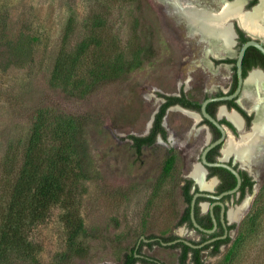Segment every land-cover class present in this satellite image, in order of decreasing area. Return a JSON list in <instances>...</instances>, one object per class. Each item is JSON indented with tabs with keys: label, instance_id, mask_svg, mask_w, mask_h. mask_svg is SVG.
Masks as SVG:
<instances>
[{
	"label": "rangeland",
	"instance_id": "1",
	"mask_svg": "<svg viewBox=\"0 0 264 264\" xmlns=\"http://www.w3.org/2000/svg\"><path fill=\"white\" fill-rule=\"evenodd\" d=\"M175 17L160 0H0V206L8 198L4 183L21 170L32 129L45 150L66 141L82 162L74 163L81 176L72 185V205L54 208L24 230L33 255L25 256L18 238L0 264H60L71 232L63 217L73 215L90 247V258L77 264H121L124 253L150 235L198 239L179 228L187 207L178 181L179 172L187 173L184 156L163 173L164 144L157 141L139 155L131 139L147 134L163 77L188 55L175 36ZM212 71L219 76L226 69ZM179 118L192 122L178 112L169 122ZM263 160L245 165L253 183L244 197L247 209L230 218L236 227L218 254L202 251L204 264H264V171L257 167ZM242 201L230 202L229 210L237 212ZM239 242L245 252L233 259ZM142 252L164 264H179L181 254L159 244Z\"/></svg>",
	"mask_w": 264,
	"mask_h": 264
},
{
	"label": "flooded vegetation",
	"instance_id": "2",
	"mask_svg": "<svg viewBox=\"0 0 264 264\" xmlns=\"http://www.w3.org/2000/svg\"><path fill=\"white\" fill-rule=\"evenodd\" d=\"M199 1L204 3L208 0ZM227 1L230 2L232 0ZM260 1L247 0L243 6V11L248 12L253 10V7L259 5ZM226 22L230 25V18ZM231 22L233 30L235 31V34L232 36L236 42L233 53H223L222 56H219L221 59L215 58L217 56L214 57V55L206 54L210 66L208 69H205L201 66L202 64L197 62L199 51H203V47L205 46L204 40L200 37L196 38L189 35L186 23L175 17V36L184 43V52H187L188 55L179 57L178 61L181 65L172 68V71L166 73L162 79V89L158 92L159 104L148 132L143 136L147 137L151 135L157 127V121L159 120L160 124L156 135V142L151 146L144 145L143 148H151L157 141H161L164 144L163 173H165V165L168 161L172 162L170 163L171 167L169 170L171 172L175 169L174 166L180 162V155L184 156L186 162L185 171L187 173L182 174L179 172L178 177L180 176V178H178V181H180L182 186L183 199L187 204L186 209L191 206L194 196L197 193L212 195V198L199 196L194 209L196 220V213L199 215V219L197 220L198 224L211 232L201 231L194 225L191 227L189 221L181 223V220L187 214L185 209L180 217L179 228L185 227L189 231H194L198 239L172 234L170 236L177 237L169 241L160 239L159 245L163 241L171 244L166 247L172 248L173 245L184 243L182 240H187L199 246L197 248H204L209 244L226 239L223 237L227 233L230 234V226L232 225L229 221L230 219L228 220L227 218L229 203L235 200L239 202L243 186L252 181L250 179L252 174L249 169L234 154L225 156L223 150L225 149L224 145L229 139H233L234 142H239L244 135L253 132L257 112L249 107L253 103L250 98H247L246 105L241 103L243 94L242 96L239 94L232 99L222 98L233 96L239 87L236 61L242 46L252 39L264 45V35L251 33L246 27L242 26L237 18L231 20ZM192 55L197 59H193L194 57ZM222 57H225V59ZM229 59L234 60V62H223ZM186 60L190 61V63L186 64ZM222 63H228L231 66H224L226 69L225 73L219 76L214 75L212 69L218 74L219 66ZM197 71H200V73H195ZM253 71H259L264 74V54L256 47L250 46L246 50L243 59V77L248 79ZM217 80L221 81L214 82ZM207 100L209 101L206 105V112L222 128L213 124L203 114L202 107ZM176 112L191 119V124H183L179 118L175 122L173 121L174 123L172 125L169 122V115ZM232 114L238 117L239 125L235 124L231 119ZM213 144L215 145L212 146ZM263 144L264 142L260 150H264ZM209 146L212 147L205 156L209 163H225L234 168L240 175L241 186L236 192L228 193L238 185V177L231 170L222 166H208L204 164L203 154ZM254 163L250 162V165ZM195 167L200 168L202 180L208 185L206 188L201 189V185L193 176ZM257 167L260 168L259 170L263 169L262 171H264V160ZM254 170L257 172V177L259 175L258 170L256 168ZM186 187L189 189V195L192 196L190 205L187 202L186 190L184 189ZM247 191H249L248 186ZM222 205L225 206L224 218ZM190 216L192 221V208ZM212 247L214 245L210 246V248ZM176 249H180L181 251V248Z\"/></svg>",
	"mask_w": 264,
	"mask_h": 264
},
{
	"label": "trees",
	"instance_id": "3",
	"mask_svg": "<svg viewBox=\"0 0 264 264\" xmlns=\"http://www.w3.org/2000/svg\"><path fill=\"white\" fill-rule=\"evenodd\" d=\"M253 48V47H251ZM250 48V49H251ZM223 62H234V60H225ZM81 122H78L80 124ZM71 127H74L75 120H70L68 123ZM160 121H157V127L153 133L147 137L143 136H131L133 141V147L136 149L137 154L141 155L144 145L151 146L156 142V135L158 133ZM65 135V134H64ZM64 137V136H63ZM64 139V138H63ZM74 139V138H73ZM62 140V139H61ZM65 141V139H64ZM45 144L40 137L37 130L32 129L31 135L28 139L26 149L23 155V162L21 170L16 176H10L9 182L4 183V190L8 196L7 200L0 206V259H4L7 256V252L13 244L17 242L18 238L21 241V248H25L27 252L26 257L33 255L32 246L29 249V242L27 237L23 236V232L30 227H35L47 220V215L56 208H64L72 205L73 198L72 185L78 178H80V172L76 171L78 165H82L81 159L76 158L75 150H68L67 143H59L57 148L53 150H45ZM75 153V156H73ZM75 163V165H74ZM170 163L168 161L165 165V173L170 171ZM81 167V166H80ZM83 168H81V171ZM251 179V178H250ZM252 189L253 183L245 184L242 188V195L239 200L242 201L247 191ZM186 190L187 202L190 205L192 196L189 195L188 187ZM187 214L181 220V223L189 221L191 227H193L191 221V206L186 209ZM197 220L199 219L198 213H196ZM76 218V219H75ZM63 217L71 227L69 248L61 256L60 264H77L80 261L90 258V247L85 244L81 239L83 233V223L79 217ZM236 227V224H232L230 229ZM177 236H156L150 235L146 239L153 241L146 242L144 239H140L138 244L134 246L130 251L125 252L121 264H164L159 260L146 256L142 252L144 246L152 248L156 244H160V239L163 241H169ZM155 239V240H154ZM230 242V235L223 240H219L213 244H209L204 248H193L185 243L173 245L172 248H181V254L179 258V264H204L202 259V251L211 249V255L219 253L222 245ZM211 245L214 247L210 248ZM240 251L243 253L245 249L242 247V243L235 247V251L232 252V258L236 259ZM35 259V258H34ZM37 261V260H36ZM110 264V263H106Z\"/></svg>",
	"mask_w": 264,
	"mask_h": 264
},
{
	"label": "bare ground",
	"instance_id": "4",
	"mask_svg": "<svg viewBox=\"0 0 264 264\" xmlns=\"http://www.w3.org/2000/svg\"><path fill=\"white\" fill-rule=\"evenodd\" d=\"M170 7L172 13L178 20L184 21L187 25L189 35L200 37L204 40L203 65L209 67L206 54L222 56V54H232V33L228 18H237L242 26L251 33L264 35V0L253 10L244 12L243 6L247 0H208L204 3L199 0H160ZM244 93L241 98L243 105L247 104V98L253 102L249 107L256 110L257 116L253 132L243 136L239 142L229 139L224 145L225 156L234 154L243 165L249 166L253 159L261 160L264 150H260L264 142V74L253 71L248 77ZM231 119L239 125L238 117L234 114ZM264 145V144H263ZM193 176L202 188L208 185L202 180L199 167L194 168ZM249 198L237 209V212H229V219H237L247 209ZM233 211V210H232Z\"/></svg>",
	"mask_w": 264,
	"mask_h": 264
},
{
	"label": "water",
	"instance_id": "5",
	"mask_svg": "<svg viewBox=\"0 0 264 264\" xmlns=\"http://www.w3.org/2000/svg\"><path fill=\"white\" fill-rule=\"evenodd\" d=\"M232 1H234V0H232ZM232 1H230V2H232ZM256 6H258V5H256ZM256 6H254L253 9H254ZM234 19H236V18H230V23H229V24H230V29H231V33H232V35L235 34V31L233 30V26H232V22H231V20H234ZM235 44H236V42L234 41V37L232 36V46H231L232 51H234V46H235ZM250 46H254V47H256L257 49H259V50L264 54V45H263L262 43L256 41V40H254V39L249 40L248 42H246V43L242 46V48H241V50H240V52H239V54H238L237 61H236L237 73H238V77H239V87H238L236 93H235L233 96H230V97H223L222 99H232V98H234L235 96H237V95H239V94H241V96H242V94H243V90H244V86H245V83H246V80H247V78H244V77H243V59H244V56H245L246 50H247ZM212 56H213V55H212ZM214 57H215V56H214ZM228 57H230V56H228ZM215 58H217V59H221V57H219V58H218V57H215ZM222 58L225 59V57H222ZM221 66L228 67V66H231V65L228 64V63H222L219 67H221ZM241 92H242V93H241ZM208 101H209V100H207V101L203 104V107H202V109H203V114H204L205 117H206L208 120H210L213 124L217 125L219 128H222V127L220 126V124H219V123H218L213 117H211V116L206 112V105H207ZM215 144H216V143H215ZM215 144H213L212 146H214ZM212 146H209V147L205 150V152H204V154H203V161H204V164H205V165H208V166H222V167H225V168H228L229 170H231V171H232V172L238 177V185H237V187H236L234 190H232V191H230V192H228V193L236 192V191L240 188V186H241V178H240V175L238 174V172H237L234 168H232L231 166H229V165H227V164H225V163H209V162L206 160V157H205V156H206V153L209 151V149H210ZM255 164H257V163L255 162ZM201 189H203V188H201ZM199 196L211 197V198L213 197L212 195H208V194H204V193H197V194L194 196V199H193V201H192V203H191V208H192V222H193V225H194L196 228H198L199 230L204 231V232H207V233H210L211 231H210V230H207V229H205V228H203L202 226H200V225L198 224L196 218H195L194 209H195V206H196L197 198H198ZM244 200H245V199H244ZM244 200L242 201V203L244 202ZM242 203H241V204H242ZM222 207H223V218H224L225 206L222 205ZM227 218H228V220H229V210H228V212H227ZM229 221H230V220H229ZM230 232H231V231H230ZM228 235H230V234L227 233L223 238H227ZM142 239H144L146 242L153 241V240H151V239H146L145 237H142ZM179 241H181V240H179ZM182 242H184L185 244H187V245H189V246H191V247H193V248H197V247H199V246H196V245H194L193 243H191L190 241H187V240H182ZM161 245H163V246H168V245H171V244H167V243L161 241Z\"/></svg>",
	"mask_w": 264,
	"mask_h": 264
}]
</instances>
